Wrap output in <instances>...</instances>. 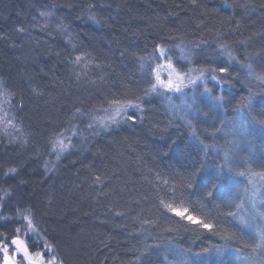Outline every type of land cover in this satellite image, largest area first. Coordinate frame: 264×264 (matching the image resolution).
<instances>
[{
  "label": "trees",
  "instance_id": "trees-1",
  "mask_svg": "<svg viewBox=\"0 0 264 264\" xmlns=\"http://www.w3.org/2000/svg\"><path fill=\"white\" fill-rule=\"evenodd\" d=\"M157 44L183 72L215 68L218 80L230 78L223 88L205 78L178 94H152L143 122L106 130L114 101L136 102L154 81ZM260 52L264 0H0V83L24 133L0 131V217L9 218L0 231L14 232L27 208L64 264H264V249L252 250L264 217L251 219L264 212V180L221 173L220 151L233 149L234 173L264 172V128L240 127L236 111L251 89L252 115L261 118L264 85L243 67L264 73ZM53 138L66 139L64 151H53ZM98 173L111 178L103 194L92 182ZM161 200L217 227L189 224Z\"/></svg>",
  "mask_w": 264,
  "mask_h": 264
},
{
  "label": "snow or ice",
  "instance_id": "snow-or-ice-1",
  "mask_svg": "<svg viewBox=\"0 0 264 264\" xmlns=\"http://www.w3.org/2000/svg\"><path fill=\"white\" fill-rule=\"evenodd\" d=\"M193 7H196L198 4V0H190ZM41 15H46L45 13H41ZM18 32H23V28L16 29ZM181 54H183V49L180 50ZM123 55V53H122ZM152 58L156 60L157 67L156 69L150 68V75H154L153 79L148 81L149 87L143 90V96L135 97V101L132 99H127L125 101L115 100L114 104L116 105L114 110L109 113L108 109H104V111L108 114V122L105 123L104 127L107 128L110 125H119L120 123L126 121H130L132 124H135L137 120L143 122L144 119V108L142 107V101L144 98L149 97L152 94H160L158 93V89H165L169 92L175 91L176 93H181L184 85V80L187 77L188 83L195 85L197 80H202L205 78H210L217 82L223 88L221 81H226L230 78L229 68L227 66L220 67L219 72L222 74H229L225 76H221L220 79H217L216 71L217 69L213 68L210 73H206L204 69H188L187 72H183L184 65H179V67L174 66L172 63V58L168 55L167 50L162 44H157L153 47V53L151 54ZM256 56H259L260 59L264 60V52L256 53ZM230 61L235 60V57L231 55L229 52ZM83 57L76 56L71 63L79 65L82 61ZM164 59L167 61V64L164 65L167 69L170 70V74L167 78H161L159 68L161 67L159 61ZM244 59L246 61H250L253 59L252 56H245ZM143 67V65H141ZM247 69V74L249 76H255V79L261 84L264 85V73L256 74L253 70V65L251 62L243 65ZM196 73L195 78H192V73ZM175 74V80L172 78V74ZM209 90L205 88V92ZM33 92L39 95L35 89ZM254 93L249 90V95L245 98L244 101H241L240 105L237 106L236 111L241 114L243 117L244 123L240 125V127H261L264 128V100L261 101L260 109L261 112L258 115L261 117L256 119L253 117L252 113L255 111L253 107V101L255 100ZM260 95L264 97V92H261ZM218 100L222 101L223 97H218ZM8 107H14L12 102V93L2 84L0 83V124L3 125V128L0 131H3L7 135H12L9 132V128H11L14 132H19L23 135L22 129L16 125L13 121L15 117L9 118L8 115ZM23 108V104L20 105ZM129 109L132 111L130 112ZM139 112L141 115H136ZM77 113L83 115L80 109H77ZM75 115V114H74ZM90 128L93 125H88ZM70 131V129H69ZM238 131V129H237ZM243 135L242 133H240ZM59 136H63V133H59ZM64 141L62 139L53 138L52 149L55 152L57 148H60V151H64L63 148ZM203 144V141H201ZM204 148H212L211 145H204ZM220 151H224V164L221 165V173H223L224 169H227V173L229 177L239 176L245 177L248 179L249 183H253V178L258 180H264V172H253L251 169L246 168L244 171L233 172V160L235 153L233 149H220ZM59 158V156L57 157ZM15 168L9 169L8 173L5 175H14L16 173ZM214 179H220V174L218 173L216 176H210L207 179V185H212V181ZM93 184L99 189L101 194H103L106 187L110 186L111 178L108 177L104 173H98L94 176ZM167 183V181H165ZM216 186L213 185V188ZM247 191V189H246ZM208 195H212V191L208 192ZM160 204L165 207L168 211L172 212L174 215L180 217L181 220L187 221L189 224L198 225L199 227L207 230L208 232H212L217 225L209 222L207 219H201L197 215H192L187 208H176L173 207L172 204L166 203L161 200ZM243 202L237 205V208H242ZM194 211V209H193ZM17 215L19 217V226L15 227L14 232L11 234L7 232L0 231V264H64L63 259L60 258L59 254L56 251L54 245L48 243L46 240L43 243H40L42 239L41 233L39 230V225L36 223V217L32 213L30 209H23L22 211H18ZM116 215H121V213L117 212ZM229 216L235 218V212H229ZM256 215L264 217V212L255 213L251 216L252 220L256 219ZM3 218V217H0ZM8 220L9 218H3ZM151 221H144V223H150ZM246 226H251V224H246ZM33 236L36 239H33ZM256 241L254 242L253 252H256L257 249H264V232L257 231L256 233ZM226 240L231 239L230 236L224 237ZM241 239L243 237L241 236ZM151 246L146 245L144 251L141 253V256L147 254ZM140 260V257H137Z\"/></svg>",
  "mask_w": 264,
  "mask_h": 264
},
{
  "label": "rangeland",
  "instance_id": "rangeland-1",
  "mask_svg": "<svg viewBox=\"0 0 264 264\" xmlns=\"http://www.w3.org/2000/svg\"><path fill=\"white\" fill-rule=\"evenodd\" d=\"M167 64V62L164 60V59H162L161 60V62H160V65H161V67L159 68V72H160V75H161V78H167L168 76H169V74H170V70L169 69H167L164 65H166ZM157 67V66H156ZM156 69V68H155ZM193 75V74H192ZM153 78H154V75H153ZM172 78L175 80V74L173 73L172 74ZM192 78H195V75H193L192 76ZM200 82H202V80H197V83L196 84H200ZM184 87L182 88V90H184V89H186V88H188V87H191V85L192 84H189L188 83V78L186 77L185 78V80H184ZM159 92H161V93H166V94H170V93H174V94H178V93H176L175 91H171V92H169V91H167V90H165V89H158V93ZM112 112V111H111ZM0 115H2V114H0ZM108 122V117H107V119L102 123V124H105V123H107ZM64 142H65V138H63L62 139ZM65 143L63 144V148L65 149ZM58 150H60V148L58 147L57 148V151ZM33 239H36V237L35 236H33ZM40 243H42V240H40Z\"/></svg>",
  "mask_w": 264,
  "mask_h": 264
}]
</instances>
